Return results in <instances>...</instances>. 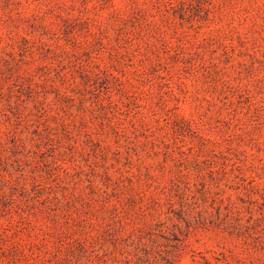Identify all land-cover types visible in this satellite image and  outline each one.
<instances>
[{
    "label": "rangeland",
    "instance_id": "obj_1",
    "mask_svg": "<svg viewBox=\"0 0 264 264\" xmlns=\"http://www.w3.org/2000/svg\"><path fill=\"white\" fill-rule=\"evenodd\" d=\"M2 193L0 264H264V0H0Z\"/></svg>",
    "mask_w": 264,
    "mask_h": 264
},
{
    "label": "trees",
    "instance_id": "obj_2",
    "mask_svg": "<svg viewBox=\"0 0 264 264\" xmlns=\"http://www.w3.org/2000/svg\"><path fill=\"white\" fill-rule=\"evenodd\" d=\"M1 199L3 198L4 200L6 199L5 198V195L2 193V195H0ZM10 207H12V209H14L17 213V216H18V219L20 221H28L29 220V216L27 215H24L23 213H20L18 212L17 208L15 207V201L10 198L7 202H6ZM7 237V235L3 234L2 232H0V239H5ZM11 246H13V242H11L10 244Z\"/></svg>",
    "mask_w": 264,
    "mask_h": 264
}]
</instances>
